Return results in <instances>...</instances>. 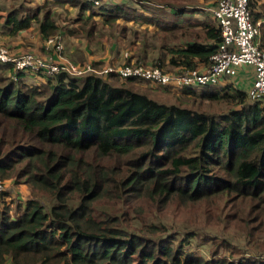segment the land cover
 Listing matches in <instances>:
<instances>
[{"label":"trees","instance_id":"1","mask_svg":"<svg viewBox=\"0 0 264 264\" xmlns=\"http://www.w3.org/2000/svg\"><path fill=\"white\" fill-rule=\"evenodd\" d=\"M248 4L255 23L253 0ZM22 9L19 3L8 12L12 32L34 22L43 36L56 35L49 9L42 18L20 16ZM207 33L213 43L194 42L180 53L209 63L220 30L211 25ZM12 73L0 64V179L24 180L34 197L16 216L0 208V264H264V251L203 261L183 251L185 240L176 244L162 223L147 219L148 209L173 201L225 196L264 206V108L246 91L230 86L229 94L202 95L233 101L214 114L154 99L131 79L58 73L33 86ZM37 194L53 201L49 209ZM247 215L249 225L255 220ZM263 217L264 211L249 240L262 235ZM230 243L219 245L229 250Z\"/></svg>","mask_w":264,"mask_h":264},{"label":"crops","instance_id":"2","mask_svg":"<svg viewBox=\"0 0 264 264\" xmlns=\"http://www.w3.org/2000/svg\"><path fill=\"white\" fill-rule=\"evenodd\" d=\"M26 2L30 15L38 14L42 18L46 9L51 11L58 27L56 35L62 44L63 56L96 69L103 65L116 67L124 62L147 65L157 62L170 72L188 69L186 63L193 68L204 69L208 63L200 60L199 56L186 57L180 52L194 42L203 46L213 43L207 30L211 25L217 27L210 12L217 0H107L99 7L91 4L85 9L69 0ZM13 3L12 0H0V45H6L13 54L29 51L39 57L52 55L53 45L46 44L47 37L40 33L37 23L11 31L7 16ZM251 8L253 20L260 28L259 42L264 46V0H253ZM86 22H93L94 27L88 28ZM19 79L28 85L31 82L36 85L46 83L44 77L26 72L21 73ZM253 79L252 67L243 65L234 76L223 78L216 85L247 91ZM150 87L157 90L138 91L161 101L164 92L152 84ZM259 104L264 108V101H259ZM15 187L24 196L28 194L26 184Z\"/></svg>","mask_w":264,"mask_h":264},{"label":"built area","instance_id":"3","mask_svg":"<svg viewBox=\"0 0 264 264\" xmlns=\"http://www.w3.org/2000/svg\"><path fill=\"white\" fill-rule=\"evenodd\" d=\"M82 1L99 7L107 0ZM210 12L220 30V41L204 69L170 72L157 62L150 65L124 62L116 67L103 65L96 69L63 56V47L57 35L46 38V44L53 45V53L47 57H39L32 52L13 54L9 48L0 46V64L12 68L13 80H18L24 72L39 76L58 73L82 76L95 73L101 77L143 80L171 92L216 85L221 79L234 76L238 68L245 65L252 67L254 74L253 82L246 91L247 96L251 100L264 101V48L260 46V28L258 23L252 21L248 0H217ZM7 187L6 182L0 179V193Z\"/></svg>","mask_w":264,"mask_h":264},{"label":"rangeland","instance_id":"4","mask_svg":"<svg viewBox=\"0 0 264 264\" xmlns=\"http://www.w3.org/2000/svg\"><path fill=\"white\" fill-rule=\"evenodd\" d=\"M13 7H17L22 3L23 9L20 10V16L30 15L27 0H12ZM133 1V0H132ZM7 47L6 45H0ZM8 48V47H7ZM29 52V51H28ZM115 83H122L118 77H103ZM25 80V79H24ZM28 80V79H26ZM127 80L126 82H128ZM129 84L133 85L137 90L155 91L157 89L150 87L146 81L131 79ZM29 85L42 86L43 84L36 85L31 82ZM164 92V98L161 101L175 103L181 106L204 110L209 113L220 114L225 112L233 105V101L228 96H223L218 101L206 100L201 97L205 94L218 93L226 94L231 93L230 86L219 87L217 85L206 86L202 88L186 89L184 94L181 92H171L167 88L156 87ZM151 93V92H150ZM156 96V95H154ZM8 185L7 189L2 193L0 208L8 207L11 216H16L17 211H21L25 203L23 198L34 197L31 194L29 185L21 180L18 184L14 183L12 178L2 179ZM19 184H26L28 194L25 196L21 191L15 187ZM36 198L40 199L46 209H49L53 203L48 197L37 194ZM103 209V205H98ZM238 206V215L236 216L235 210ZM147 219L149 221L160 222L166 229L165 233L175 235V243L179 244L183 240V251L190 253L203 261H209L213 258L221 256L226 257L227 260H234L241 258H254L253 254L263 250L262 243L264 242V227L261 226L262 235L256 236L255 241L249 240L248 231L252 226H257L259 220L256 218L263 213L264 206L258 204L256 209H253L251 200H234L233 197H209L207 200L199 201L196 203H181L173 201L168 206L161 210L156 208L148 209ZM253 215V223L247 225L248 215ZM264 218V217H263ZM263 220V219H261ZM137 223V221H135ZM136 225H139L138 223ZM190 237L188 238V236ZM182 240V241H181ZM223 240H229L231 249L225 250L221 245ZM180 241V242H179ZM188 241V242H186ZM218 252V253H217ZM262 258V257H261Z\"/></svg>","mask_w":264,"mask_h":264}]
</instances>
